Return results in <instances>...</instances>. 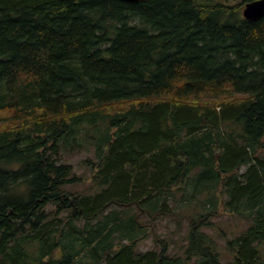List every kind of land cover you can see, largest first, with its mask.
Here are the masks:
<instances>
[{
	"label": "trees",
	"instance_id": "obj_1",
	"mask_svg": "<svg viewBox=\"0 0 264 264\" xmlns=\"http://www.w3.org/2000/svg\"><path fill=\"white\" fill-rule=\"evenodd\" d=\"M248 1L0 0V264H264V15L245 19ZM87 153L84 178L70 158ZM179 211L178 252L157 232L137 250Z\"/></svg>",
	"mask_w": 264,
	"mask_h": 264
},
{
	"label": "rangeland",
	"instance_id": "obj_2",
	"mask_svg": "<svg viewBox=\"0 0 264 264\" xmlns=\"http://www.w3.org/2000/svg\"><path fill=\"white\" fill-rule=\"evenodd\" d=\"M215 1L227 3V4H234V3H239L243 0H215ZM88 155L90 154L87 153V154H82V155H74L73 157L70 158L72 164L74 165L76 173L84 178H87V176L89 175V171L81 159ZM84 181H79L73 184L65 185L63 189L67 191L69 190L70 192L90 191L89 190V180L85 182ZM186 209L189 213L190 212L189 209H191V206H188V208ZM197 210H200V208L197 207ZM182 215L183 213L179 211L176 217L167 216V217H164L158 220L157 226L155 230H153L152 233H150L148 236L139 237V240L137 241V250L145 251V250L153 249L157 247L159 249L160 245L155 240V234H154V232H157L160 238L164 241L166 240L167 245H169L170 248H172L171 252L173 253L178 252V247L183 242L181 240V237H183V235L185 234L186 227H187V220L179 218ZM211 220L216 221L217 224H219L221 227H223L227 231L226 236L238 235L239 234L238 231H240L245 225V222L238 216L237 217L232 216L223 211H222V214L219 216V218H212ZM147 230H150L149 226L147 227ZM206 230L209 232H213V230H210V229H206ZM214 234L216 235V233ZM219 243L220 245H222L220 247L221 254H222V260H224V262L230 261L232 256L227 250H225L224 240L223 239L219 240Z\"/></svg>",
	"mask_w": 264,
	"mask_h": 264
},
{
	"label": "water",
	"instance_id": "obj_3",
	"mask_svg": "<svg viewBox=\"0 0 264 264\" xmlns=\"http://www.w3.org/2000/svg\"><path fill=\"white\" fill-rule=\"evenodd\" d=\"M124 1H139V0H124ZM242 15L245 19L256 20L264 15V0H251L244 4Z\"/></svg>",
	"mask_w": 264,
	"mask_h": 264
},
{
	"label": "bare ground",
	"instance_id": "obj_4",
	"mask_svg": "<svg viewBox=\"0 0 264 264\" xmlns=\"http://www.w3.org/2000/svg\"><path fill=\"white\" fill-rule=\"evenodd\" d=\"M230 128V127H229ZM252 154V153H251ZM117 188V187H116ZM147 189V188H146ZM21 190V189H20ZM104 190V189H103ZM121 190V189H120ZM122 192V191H121ZM150 193H152V192H150ZM76 195V194H75ZM121 196V195H120ZM125 197V196H124ZM170 199V198H169ZM172 199V198H171ZM75 202V201H74ZM81 204V203H80ZM79 203H78V205H80ZM142 204V203H141ZM155 207V206H154ZM145 208V207H144ZM122 209V208H121ZM51 210V209H50ZM149 210V209H148ZM166 212H168V211H166ZM152 213V212H151ZM156 213H158V212H156ZM66 214V213H65ZM137 215V214H136ZM113 218V217H112ZM133 218V217H132ZM94 219V218H93ZM130 219V218H129ZM128 219V220H129ZM150 219V218H149ZM98 222V221H97ZM96 222V223H97ZM101 222V221H100ZM137 222V221H136ZM117 224V223H116ZM150 224V223H149ZM116 228V227H115ZM108 235V234H107ZM123 238H125V237H123ZM162 240V239H161ZM106 245V244H105ZM93 247V246H92ZM148 251V250H147ZM152 251V250H151ZM144 252V251H143ZM86 253V252H85ZM102 255V254H101ZM80 257V256H79ZM101 258V257H100ZM93 262V261H92ZM79 263V262H78ZM84 263V262H83Z\"/></svg>",
	"mask_w": 264,
	"mask_h": 264
}]
</instances>
